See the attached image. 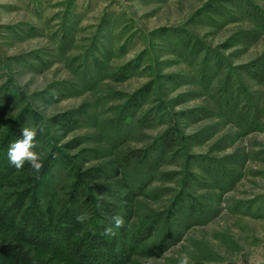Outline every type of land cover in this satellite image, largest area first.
Returning a JSON list of instances; mask_svg holds the SVG:
<instances>
[{
  "label": "rangeland",
  "instance_id": "obj_1",
  "mask_svg": "<svg viewBox=\"0 0 264 264\" xmlns=\"http://www.w3.org/2000/svg\"><path fill=\"white\" fill-rule=\"evenodd\" d=\"M19 119L103 181L144 185L90 191L122 205L125 230L95 220L127 252L116 264H264V0H0V159ZM172 130L173 152L142 166ZM135 151L150 155L119 164Z\"/></svg>",
  "mask_w": 264,
  "mask_h": 264
},
{
  "label": "trees",
  "instance_id": "obj_2",
  "mask_svg": "<svg viewBox=\"0 0 264 264\" xmlns=\"http://www.w3.org/2000/svg\"><path fill=\"white\" fill-rule=\"evenodd\" d=\"M55 121L67 132L77 124V119L70 113L55 117ZM27 122L26 119L17 120L15 131L1 139L4 144L1 153L4 154L0 159V192H3L0 195V264H56L59 257L74 264H116L114 260H121L127 252L113 245L114 241H106L107 235L103 229L97 228L95 220L100 224L103 221L114 224L113 217L117 216L122 205L110 203L102 198L95 199L90 191L110 194L116 193L115 189L125 187L128 193L124 198L130 200L138 194L136 190L139 191L144 185L135 186L127 182L126 177L123 181L114 183L103 181V178L110 179L112 176L108 175L105 169H82L74 163L72 157L64 156L62 151L53 148L49 150L43 143L40 144L41 135L36 137L37 152L41 153L39 157L43 162L39 176L27 162L23 168H15L7 159V149L11 141L22 137V129ZM173 133L175 134L174 130L165 135L154 156L142 166L155 171L158 162L173 152L177 142L176 134ZM12 135L19 137L14 139ZM79 144L78 141H73L67 147L74 149ZM138 154L137 152L135 158L132 154L124 155L119 164L130 167L134 165L131 163L132 159L143 162L144 158L150 155L145 151ZM62 162H68L74 175L69 187L71 191L65 193V198H59V176H55L53 171L55 166L63 164ZM7 187L9 189L3 191V188ZM28 199L32 201L31 205H27ZM97 202L100 203L98 208L95 205ZM9 206H12L11 211L5 209L10 208ZM102 211L112 219L99 217ZM79 216H84L85 219L78 220ZM123 216L126 217L125 214ZM128 216L130 215L127 214ZM125 226L126 223H123L121 228L125 230ZM139 234L140 230L130 237L131 241L136 242L135 245L141 241L142 236H138Z\"/></svg>",
  "mask_w": 264,
  "mask_h": 264
},
{
  "label": "clouds",
  "instance_id": "obj_3",
  "mask_svg": "<svg viewBox=\"0 0 264 264\" xmlns=\"http://www.w3.org/2000/svg\"><path fill=\"white\" fill-rule=\"evenodd\" d=\"M43 131L44 129L42 126L39 128L36 126L23 127L22 137L11 141L7 149V159L12 166L20 169L23 168L27 162L37 176H39L40 170L43 167V162L37 152L38 142L36 137L38 132L42 133ZM77 219L83 220L85 217L79 216ZM113 220L115 227H121L123 225V218L121 216H114ZM105 234H114L111 226L105 229ZM189 261L190 257L188 255H182L178 258L177 264H189Z\"/></svg>",
  "mask_w": 264,
  "mask_h": 264
}]
</instances>
